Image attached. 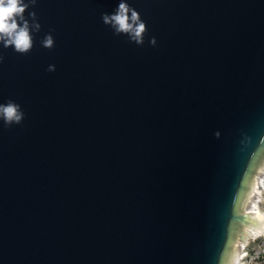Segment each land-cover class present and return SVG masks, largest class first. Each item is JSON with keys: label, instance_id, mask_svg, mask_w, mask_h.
<instances>
[{"label": "water", "instance_id": "water-1", "mask_svg": "<svg viewBox=\"0 0 264 264\" xmlns=\"http://www.w3.org/2000/svg\"><path fill=\"white\" fill-rule=\"evenodd\" d=\"M119 2L37 0L32 51L0 45L25 112L0 120V264H224L252 220L264 0H127L143 45L103 23Z\"/></svg>", "mask_w": 264, "mask_h": 264}, {"label": "clouds", "instance_id": "clouds-1", "mask_svg": "<svg viewBox=\"0 0 264 264\" xmlns=\"http://www.w3.org/2000/svg\"><path fill=\"white\" fill-rule=\"evenodd\" d=\"M37 0H0V45L3 48H13L21 55H28L35 44L34 34L40 32L41 23L37 13L28 11L34 7ZM27 12V16L25 13ZM103 23L113 30L114 35H126L129 41L137 45H143L145 36L148 34L146 22L141 18V14L133 8L127 0H120L113 12L101 13ZM156 38L149 39V44L155 46ZM44 48L55 47V40L51 32L45 34L41 40ZM4 60V55L0 53V63ZM56 70L54 64H49L47 71ZM25 118L22 106L12 99L6 103H0V120L4 126L10 127L14 124H21Z\"/></svg>", "mask_w": 264, "mask_h": 264}, {"label": "rangeland", "instance_id": "rangeland-1", "mask_svg": "<svg viewBox=\"0 0 264 264\" xmlns=\"http://www.w3.org/2000/svg\"><path fill=\"white\" fill-rule=\"evenodd\" d=\"M264 168V153L260 156L254 170L248 180V188L244 192L240 207L241 212L246 210L250 201L257 192L256 181L262 173ZM264 186V177L263 182ZM261 193V194H260ZM258 207L260 208V213L264 212V189H260L258 192ZM246 212V211H245ZM250 222L245 224L240 223L236 227V234L231 242V246L228 249V253L224 264H232L235 257L239 254L241 256L237 257L233 264H264V220L259 221L261 223L260 233L256 234V220L250 215ZM255 229V230H254Z\"/></svg>", "mask_w": 264, "mask_h": 264}, {"label": "bare ground", "instance_id": "bare-ground-1", "mask_svg": "<svg viewBox=\"0 0 264 264\" xmlns=\"http://www.w3.org/2000/svg\"><path fill=\"white\" fill-rule=\"evenodd\" d=\"M263 177H264V168L262 170L261 175L259 176V178L256 181V187H257V192L255 191V194L253 195L252 200L250 201L249 205L246 207V213L252 215L254 217V219L256 220V234L260 233V229L262 226H260L259 221H263L264 220V212L260 213V208L258 207V192L260 191V189H264V186L262 184L263 182ZM261 194V193H260ZM255 230V229H254ZM242 254H239L238 256L235 257L234 261L237 259V257L241 256ZM233 261V263H234ZM232 263V264H233Z\"/></svg>", "mask_w": 264, "mask_h": 264}]
</instances>
